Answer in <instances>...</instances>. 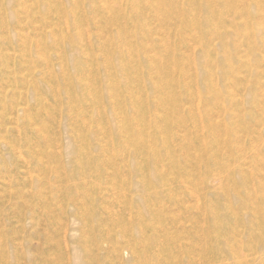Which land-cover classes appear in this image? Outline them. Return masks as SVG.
I'll list each match as a JSON object with an SVG mask.
<instances>
[{"label":"rangeland","instance_id":"374dc122","mask_svg":"<svg viewBox=\"0 0 264 264\" xmlns=\"http://www.w3.org/2000/svg\"><path fill=\"white\" fill-rule=\"evenodd\" d=\"M77 1L86 2L85 13L90 19L93 7L109 8L91 19L89 27L85 25L95 56L86 61L83 72L78 68L83 56L69 46L59 47L65 31L58 33L59 41L45 38L56 26L65 29L62 13L57 11L75 12ZM142 1L150 13L154 4H163L161 0ZM257 1H261L260 8L250 6L251 21L264 29V0ZM119 7L116 0H0V264H141L129 249L124 228L142 215L147 225L167 226L170 250L177 251L173 264H264V227H257L258 222L264 223V48L251 51L248 41L238 35L232 41L235 45L229 46L236 55L227 60L226 41L213 40L208 47L216 52L213 60L218 61V69L212 68L216 72L213 78L207 68L191 67L194 60L204 61L205 48L200 44L172 42L167 52L166 39L159 40L168 32L152 13L148 22L152 35L130 39L139 46L144 43L140 62L130 49L129 59L126 51L121 57L110 58L103 46L112 42L101 32L102 23L106 21L105 28L115 31V22L107 21V16ZM239 16L235 24L241 25V34L249 33L244 26L247 19ZM227 18L233 22L231 16ZM69 25L73 36L75 27L84 22L71 18ZM256 39L264 44V31L249 42ZM117 44L122 47V37ZM148 57L155 63H148ZM173 58L178 61L177 69L169 67ZM107 65H128L129 82L138 88L133 101L148 104L147 115L131 111L130 95L124 87L129 83L116 80L122 88L120 98L125 99L119 106L124 113L119 124L137 131L141 129L136 123L139 117L151 134L148 140L153 153L144 156L150 160L148 166L120 143L117 130L112 136L104 131L105 127L111 129L106 124L113 110L107 91L115 79L105 70ZM228 65L234 67L235 75L226 80ZM92 66L99 67L101 73L90 71ZM136 66L144 72L132 71ZM80 75L88 85L103 86L99 89L105 97L96 107L106 106L108 112L100 118L89 105L84 119L89 126L74 134L82 127L74 121L71 99L81 94L76 83ZM159 77L183 83L157 89ZM211 80L225 91L219 104H213L206 88ZM190 83H198L203 103L184 87ZM171 105L182 113L181 118L168 112ZM198 110L201 115L195 114ZM157 115L165 117V123H157ZM198 120L205 125L197 127ZM214 125L219 144L211 151L206 143L215 139L210 134ZM160 131L169 135V144L154 143L155 137H161ZM111 139H117L113 149L106 145ZM208 152L226 154L221 163L224 173L218 164L208 167ZM197 162L200 168L195 166ZM174 165L179 167L178 173H174ZM156 170L168 175L166 180L145 188L143 179ZM225 171L235 176L230 191L226 190ZM245 176L254 177V181L247 183ZM238 190L248 191L250 197L240 199L234 194ZM144 206L153 216H145ZM228 206L236 220L226 215ZM215 208L221 231L214 229L210 217ZM216 238L218 244H211Z\"/></svg>","mask_w":264,"mask_h":264},{"label":"bare ground","instance_id":"6f19581e","mask_svg":"<svg viewBox=\"0 0 264 264\" xmlns=\"http://www.w3.org/2000/svg\"><path fill=\"white\" fill-rule=\"evenodd\" d=\"M116 1L118 2V5H120V7L117 10H114V9L112 10V12L109 14L110 16H107L108 18L107 21L115 22L114 26H116L117 29L115 31L113 30L111 31L105 28L104 22L106 21H104L102 23L103 24L102 27L104 28H102L101 30V32L110 39L109 41L112 42L110 45L103 46L104 49L106 50L107 56H109L110 58L111 57L112 58L121 57L124 55V52L125 51L128 52L129 49L133 51L134 54H136L137 58H139L140 55L143 54V52H141V48L144 46V43H141V46H139L137 41H131L130 39L132 36H135V35H139L144 38L145 37L147 38L149 35L150 36L152 35L153 29L151 30L148 27V22H149V19L152 13H155V17L157 21L159 22V25H161V27L164 28L168 32V33L164 32L166 37L163 36L162 39L159 40L160 42H162L164 39H166L167 52L171 49L173 45L172 42L176 43L178 41H182V42L189 41V42H193V43L195 42V43L200 44L202 47L205 48V51H203L204 61L200 63L199 61L194 60L193 61L194 65L193 63H191V67L195 69L199 67L207 68L208 69L206 70L207 73H209L210 75H213V78L216 77V72L213 73L212 68L218 69V63H217L218 61L215 62L213 60V57L216 56V52L214 53L208 50L209 44L213 40L219 39V40H223L224 42L226 41L225 42L226 51H224V54L227 57V60L229 58L230 60H232L233 59L232 57L236 55L235 50L233 48L231 49L229 46L231 44H233V46L235 45V42H232V41L234 37L238 35H242L248 41L247 42L248 47L250 48L251 51L257 50V48L260 46L264 48L263 41L261 40H260V43L258 42L259 40L257 39L253 43L249 42V40L251 41L253 38H256L258 34L264 31V29H262L259 24H256L253 21H251L252 13L250 10V6L252 7V5H254L257 8H260L259 2L261 1L222 0L221 3H218V0H161L163 4L162 5L159 3L154 4L153 5L154 10L151 13L148 10H146L145 8L146 5L143 3L142 0H138V1L137 0H134V1L116 0ZM192 2L194 5L190 4ZM174 3H176V5H174ZM48 4L52 5L53 3L51 1H48ZM76 4H77V10L75 12H70V14L69 13L66 14L67 13L66 11L64 12H61L60 10L57 11L59 13H62L60 15V20L61 22L64 23L66 27L65 29L60 31L59 27L56 26L51 33L49 34L46 33L45 38H47L48 36H51L53 37L55 41L56 40L59 41L57 36H60V35L58 33L63 34V32L65 31L64 33L65 39H62V41L60 40L58 42L59 47L64 48L65 46H69V48L72 50L73 53H75L76 55L83 56L82 57L83 60L79 61L78 63L79 70L83 72V68L86 67L85 65L86 61L91 62L92 58H94L95 56L94 50H93V43L91 44L92 39L91 37H88L87 34H89V32L86 33V30L84 29L85 25H88L89 27V22L91 19L92 20L96 19L98 15H100L99 12L108 11L109 8L106 7L107 5L102 6V7H97V6L93 7L92 10L94 11V15L90 19L87 13H85L86 12V2L80 3V1H77ZM204 4H206V6H204ZM124 6H126V8H128L129 10L124 11L125 10L123 8ZM187 6H190V10L187 8ZM246 7H248V9H246ZM128 11L129 12L131 11V14ZM238 15H240L239 17L247 19L246 20L247 23H245L244 26L246 30L250 31L249 33L241 34V25L238 23L235 24L236 22H234L238 18L237 17ZM133 16H135L136 19H134ZM229 16L233 18V22L227 21V19H229L227 17ZM71 18L77 21V23L84 22V25L79 26V28L75 27L74 29L75 34L73 36H70V34L73 31L72 27L69 25V21ZM262 19L264 20V17ZM135 20L137 21L135 22ZM172 26H174L173 29L171 28ZM206 28H208V30ZM119 37H122V43H123L122 47L117 44V39ZM89 50H91V52L93 53L88 52ZM128 59H129V52H128ZM140 60L141 58H139V62ZM147 62L155 63L154 60L149 57L147 58ZM177 63L178 61L174 59L173 64L169 67L177 69L178 68L176 65ZM238 65L241 66L240 61H238ZM88 68L90 71H94V72L96 71L95 73H101V69L99 67L94 68L92 66V69L90 67ZM127 68H129L128 65L123 66V68L122 67L119 68L114 65L112 66L107 65L105 67V70L110 73V78L114 77L115 79L112 80L111 84L113 85L109 86V90L107 91V95L111 100L110 101L111 106L113 107L112 117L110 118V120H108V123H106L110 125L111 131L108 130V127H105L104 131L106 132V134H109V136L110 135L112 136V135H115L114 131L117 130L119 132V135L117 138L119 139V136H120V139H119L120 143L122 141V143L124 144L123 146L126 149L133 150L134 155L135 156L138 155L141 159H143L144 162H146L148 166V161L150 160H148V158H144V156L150 155L151 153H153V151H151L150 153V148L152 146L150 145L149 143L150 140L148 139L150 138L151 134H149L148 132V126L146 128V123H143L142 119L137 117L136 123H139L138 126H141V129H138L137 131L135 129L133 130L127 129V126L125 124L123 125L119 124L120 123L119 120L124 117V113L121 111V108L119 106L123 104L125 99L123 100L122 98H120L119 89H122V88H120L121 86H119L121 85L120 83L116 84V80L118 79L120 80L119 82L124 80L125 82L129 83L128 86H124V87L125 89H127L126 91L129 92L128 96L130 95L131 111H134L138 116L147 115L146 113L149 112L148 104L141 105V103L137 102V100L133 101V99L136 97V90L138 88H136L135 84L133 83H131L133 85L130 84L129 81L131 78V74L129 73V71H126L128 70ZM229 69H230L229 71L227 70L224 71L226 80L231 79L235 75L234 67L231 68L229 66ZM132 71L144 72L142 68L137 67V66L134 67V70ZM211 81L213 82V80ZM76 83L81 91V94L76 95V97H72L71 99H74L73 101V111L75 112L74 121L82 124V127L76 128V130L73 131L74 134H76L77 132L84 131L86 127L89 126V124L86 123L84 120L85 118L88 117L86 111L89 105L92 104L93 109H94L93 113L97 112L100 118L106 116L108 112L106 111V108H105L106 106L104 108L96 107V105L101 100L104 99L103 97H105L104 91L102 89H99L103 87L101 84L96 83L94 85L93 84L88 85L85 79L83 78V75H80L76 78ZM182 83L183 82L181 80L180 81L179 80L178 81L177 80L168 81L167 79H165V77H159V80L156 82L155 87L158 89L160 86H164L167 84L168 85L176 84V86H178V85H181ZM197 85L198 83H195V84L190 83V84L184 85V87H186L187 89H190L192 96L196 100L198 99L200 100L201 103H203V98L201 97L202 94L200 93L199 87ZM206 88L210 90V94L212 96L211 101L214 102L213 104H219L222 101L223 97H225V91L223 89H220L216 85L215 82L211 83V85H208ZM74 92L75 93L73 94V96L76 94V91ZM165 96H163V98L167 99L168 97H165ZM115 107H119V109H114ZM168 112L169 113L172 112L173 116L175 117L181 118L183 116L182 113L178 111L175 105H171V107L168 109ZM195 114L201 115L199 110L198 112H195ZM91 119H93V117H91ZM155 119L157 123H165L166 121L165 117L159 116V115H157ZM92 121L90 125H92ZM196 123H198L197 127H202L205 125L206 122L202 120H198V122ZM215 129H217V127L214 125L213 126L214 132H210V134H212L215 137L214 141L213 142L208 141V143H206V146L209 145L211 151L214 148H216L215 146L219 144V137L217 136ZM107 131H109V133H107ZM159 134L161 137H157V138L155 137L154 143L156 142V145H157L158 142L160 141V143L164 142L166 144H169L168 142L169 135L164 131H160ZM205 137L206 136L203 135L204 139ZM203 138L200 137L201 140H203ZM116 141L117 139L108 140L106 142V145L108 146L109 149H113L116 146V143H117ZM168 148L169 147H167V149ZM205 149L209 151V148L205 147ZM208 153L211 156V158L209 157V159L207 160L208 167L211 166L212 164H218V167L220 168L221 172L224 173V167L221 163L227 159L225 158L227 157L225 156L226 154H223V155L215 154V153H218V151L215 153H210V152ZM230 153L232 156V150ZM168 156L170 157L171 161H174V157H172V154H169ZM161 160L162 159L159 160L160 163H161ZM150 163L151 162H149V164ZM195 166L200 168L201 167L200 162H197ZM172 168L174 170V173L179 172L178 166L174 165ZM232 169L233 168H231V170ZM225 173H226V176L225 175L223 176V174L222 176L226 177L225 179V183H227L226 190L230 191L233 182H235L234 181L235 176L232 175V172L227 173L225 171ZM233 174H235V171ZM167 176L168 175H166L164 172H159V170H156L154 174L150 176V178L146 180L143 179L144 187L152 189L156 186L157 183L165 181ZM223 177L221 178L223 179ZM243 179L247 181V183L254 181V177L251 178L249 176H245V178ZM243 192L242 191L239 192L238 190V192L235 191L234 194L240 199L247 200V198L250 197L248 194V191L245 190ZM166 199L171 200L169 196H166ZM143 208H144L145 216L146 215L151 216V214L153 216V212L149 210V207L144 206ZM215 210L216 208L211 211L210 217L212 221H214L213 222L214 229L221 231L223 229V225L219 221V214L215 213L216 212ZM226 215H228V217H231L232 219H235V220L237 219L232 207L228 206L226 208ZM263 225H264L263 222L262 223L258 222L257 223L258 229L263 228L264 227ZM130 231H132V233L130 235H127ZM167 231H168L167 226L156 227L154 224L147 225L146 218H144L143 215L139 216L138 222H135L134 224L131 223L130 225H127L124 228V233L126 234L127 239L129 241V249L132 252V254L135 256V258L139 259V263L141 264H173L172 259L177 254V251L175 253L174 251L170 250V247H169L170 237L168 236ZM210 242L211 244H214L213 242L218 244L217 238L216 240H210Z\"/></svg>","mask_w":264,"mask_h":264}]
</instances>
